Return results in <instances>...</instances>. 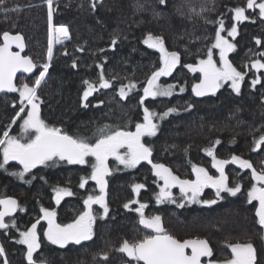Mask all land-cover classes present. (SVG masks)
I'll use <instances>...</instances> for the list:
<instances>
[{
	"label": "trees",
	"instance_id": "trees-1",
	"mask_svg": "<svg viewBox=\"0 0 264 264\" xmlns=\"http://www.w3.org/2000/svg\"><path fill=\"white\" fill-rule=\"evenodd\" d=\"M246 5L247 0H167L166 6L160 5L158 0H54L53 22L66 25L70 38L64 44L54 45L51 65L38 89L42 100L41 118L49 126L69 134L92 137L93 142V134L104 125L135 131L136 123L143 122V109L139 105L142 88L147 76L159 66V52L143 43L146 35L152 33L164 39L169 51L180 53L181 63L172 75L161 77L159 81L175 85L173 94L149 97L145 101V107L157 113L177 108L162 120L154 118L158 125L156 135L142 138L152 149L151 160L164 164L181 179H195L192 164L205 168L209 175L219 176L212 167V158L204 151L214 145L218 159L239 155L249 160L257 171L264 170V146L252 151L254 138L264 133V70L251 69V60H264L256 55L264 52V19L260 18L258 9H247ZM238 6L245 7L250 19L237 23L238 34L232 40L227 37V30L236 23L232 9ZM4 7L8 11H0V35L9 31L24 37L25 55L36 62L37 68L32 77H19L18 85H31L42 70L40 65L46 62L47 5L45 0H6ZM220 19L224 20L226 29L221 34L236 45L228 59L246 73L245 80L239 95L224 84L215 95L197 98L192 93V85L199 82L200 74L190 72L183 65L206 58L207 48L214 42L219 26L216 21ZM113 38L117 39L115 45H112ZM256 38L262 41L261 45L255 43ZM214 53V59L219 61L218 50ZM73 61L77 64L75 68ZM246 63L248 68L244 67ZM97 65L103 66L112 87L93 92L85 101L89 105L85 108L81 104L86 87L83 81L98 82L101 68ZM257 75L262 77L261 83L253 88L251 81ZM129 81L135 82L137 88L122 100L117 90ZM13 100L16 97H0V135L9 126L7 120L13 114L10 112ZM188 103L193 104L191 109H187ZM10 134L18 136L15 131ZM217 140L219 144H215ZM88 160L85 165H69L65 161H59L56 166L39 165L25 173L24 179L15 178L20 185L0 172V193H16L20 207L24 208L15 218L17 227L0 232V244L8 264H28L26 246L17 243L19 231L35 223L42 215V206L56 211L57 223L67 224L84 210L83 200L89 194H99L97 184L91 179L87 180L85 188L79 187L81 177L91 176L92 160ZM107 163L110 174L104 179L109 212L101 218L102 209L93 205L97 219L92 239L60 248L44 237L47 227L45 221L40 220L37 234L41 247L34 253L36 264L42 260L45 264H127L126 254L117 251L121 243L142 239L151 231L139 224L135 209L141 203L146 205L143 210L146 217L160 216L166 231L179 240L207 239L213 248L212 260L230 258L226 242H251L257 250L258 264H264V232L255 215L258 202L249 203L247 197L255 183L250 169L242 170L231 163L225 165L228 185L238 183L241 191L235 196L223 192L222 198L217 199L215 191L206 189L200 199H217L212 205L183 202L173 190V198L184 204L178 207L177 203L167 200L157 203L156 194L161 184L147 161L131 169L124 168L113 158ZM136 183L145 185L139 193L132 191L131 186ZM57 187L70 188L74 195L64 197L55 205L53 189ZM133 200L137 203L125 209L124 204ZM105 253L107 259H103ZM0 264H4L3 257Z\"/></svg>",
	"mask_w": 264,
	"mask_h": 264
},
{
	"label": "snow or ice",
	"instance_id": "snow-or-ice-1",
	"mask_svg": "<svg viewBox=\"0 0 264 264\" xmlns=\"http://www.w3.org/2000/svg\"><path fill=\"white\" fill-rule=\"evenodd\" d=\"M5 3L6 0H0V11H8L4 7ZM158 3L166 6L167 0H158ZM45 4L47 5L48 25L46 62L40 65L42 70L31 85L23 83L17 86L14 83L17 73H32L37 68L36 62L30 56L22 55L26 47L24 37L19 33L10 34L9 31H4L0 35V39L3 41L0 43V92H18L20 107L19 111L12 117L11 124H16L18 120L22 121L19 124L20 135L10 134L8 130L10 126H6V130L0 135V155H2L0 169H5L10 161H16L22 166V170L12 172L11 175L24 179L25 173L30 172L38 165L56 166L59 161H65L69 165H85L90 162L88 158L91 157L94 160L91 163V176L88 178L81 177L79 187L85 188L87 180L91 179L96 182L99 194H89L83 200L84 210L71 223L67 224L57 223L56 211L42 206L40 208L42 215L35 223H32L26 230L19 231L20 239L17 243L26 246L28 264H36L34 253L41 247L37 234V225L40 220L47 222V228L43 232L44 237L50 244L57 245L60 248H64L70 243L79 245L82 241L92 239L93 224L97 219V215L93 211V205H98L102 209L101 218L107 216L109 212L106 202L107 182L104 177L110 174L107 163L110 157L126 169L135 168L141 161H147L151 164L153 175L163 181V186L156 194L157 203L167 200L177 203L178 207H184V204L173 198L171 191L173 187L179 188L182 200L188 203L212 205L217 202V199L222 198L221 193L223 192L235 196L241 191V186L238 183L235 186L228 185L225 165L231 163L238 165L242 170L250 169L251 179L255 183L252 184L247 193L248 202L258 201L255 215L258 225L261 229H264V170L257 171L249 160L239 155H232L230 159H218L213 151V145L204 151L212 158V167L219 172V176L209 175L205 168L192 164L191 169L195 179H181L179 176L174 175L172 170L165 167L164 164L154 163L151 160L152 149L142 141V138L156 135L158 125L154 122V118L162 120L170 113L176 112L177 108L170 107L163 113H157L145 107V101L149 97L155 99L157 97H169L173 94L175 85H165L159 83V81L161 77L172 75L181 63L180 53L169 51L165 47L164 39L161 36L148 33L143 40L148 48L155 49L160 55L159 66L147 76L146 83L142 88L143 94L139 98V105L143 109V122L136 123L135 131L104 125L93 134V142L92 137L72 135L61 128L49 126L45 123L40 115L42 100L38 95V89L45 81L51 65L54 45L61 44L64 40L70 38L69 29L66 25H56L53 22L54 0H45ZM246 6L247 9H258L260 18L264 19V0H247ZM92 7L95 9V4ZM232 12V19L236 23H233L231 29L227 30V37L235 40L238 34L237 23L248 20L250 17L246 15L245 7H235ZM216 23L219 26L215 30L214 42L207 48L206 58L198 59L195 64L187 63L183 65L190 72L200 74L199 82L192 85V93L196 97H203L208 94L215 95L218 89L229 82L232 91L239 95L241 84L245 80L246 73L238 70L228 59V54L235 50L236 45L221 34L226 31L224 20H217ZM116 43L117 39L113 38L112 45ZM255 43L259 46L262 41L256 38ZM13 46L19 50L13 51ZM77 50L83 51L82 48ZM214 50H218L219 61L214 59ZM256 55L264 57V52H259ZM72 67H77L75 61H73ZM97 67L101 68L98 82L83 81L86 87L81 97L82 107L87 108L89 106L85 101L93 92L98 89L112 87V80L105 77L103 66L97 65ZM244 67L248 68L249 65L246 63ZM251 69L256 72L264 70V60H251ZM261 79L262 77L259 75L252 79V87L255 88L257 84H260ZM135 88H137V84L129 81L127 84H121L117 93L120 99L123 100ZM180 91L183 92L184 88L181 87ZM262 100H264V97H262ZM99 103L102 104L103 101ZM192 107V103L187 104V109ZM22 113L25 115L22 116ZM219 143V140L215 141V144ZM253 145L252 151L261 149L264 146V133L258 138H254ZM131 187L134 193H139L145 185L136 183ZM205 188L214 189L217 199L201 200L200 196ZM53 191V199L57 205L64 197L74 195L73 191L67 187H57ZM133 203H137V201L133 200L125 203L124 208L129 209L130 204ZM145 207L146 205L141 203L135 211L139 214V224L151 230L150 234H146L142 239L133 242L124 240L117 249V251L126 254L127 264H204L202 258H209L207 264H258L257 250L251 242H226V246L231 252L230 258L212 260L211 257L214 253L207 239L179 240L166 231L160 216L146 217L143 211ZM18 208L19 211H24L17 200L10 197L0 199V229L7 230L10 227H17L15 220L9 224L5 221V218L12 216ZM4 256L5 250L0 246V257ZM107 258L105 253L103 259ZM4 264H8L7 259L4 260ZM40 264H45V261L42 260Z\"/></svg>",
	"mask_w": 264,
	"mask_h": 264
},
{
	"label": "flooded vegetation",
	"instance_id": "flooded-vegetation-1",
	"mask_svg": "<svg viewBox=\"0 0 264 264\" xmlns=\"http://www.w3.org/2000/svg\"><path fill=\"white\" fill-rule=\"evenodd\" d=\"M18 81H19V80L17 79V82H16L17 86H19V85H18ZM7 95H8L9 98H10V97H11V98L16 97V100H13V102H11L12 107H11V111H10V112L13 113V114L11 115L10 119L7 120V121L9 122V126H10V127H8V130L10 131V133L15 131L18 135H20V127H19V124H20L22 121L18 120L16 124H11V119H12V117L15 115V113H16L17 111H19V107H20V104H19V94H18V92H15V93H13L12 95H11V94H7ZM21 115L23 116V115H25V114L22 113ZM5 130H6V129H5ZM0 158L2 159V155H0ZM5 169H6V170H5ZM5 169H0V172L5 173V174H6V177H9L10 179L12 178V179H14V180H15V178H16L17 176H13V175H11V173H12V172L19 171V169L22 170V168H19V167H17V166H14V165L11 164V163H8V165L5 166ZM33 170H34V169H31L30 172H32ZM15 183H17V184L20 185V181L18 180V178L15 180ZM7 197H10V198H13V199L17 200V202H18V204H19V206H20L21 203H20V200H19V196L16 195V193H9L8 191H6L5 194L0 193V199H2V198H7ZM18 213H20L19 208L17 209V214H16L15 216L7 217V219H5V221H6L7 223L10 224L13 220H15L16 216L18 215ZM1 231H7V230L0 229V232H1ZM207 260H208V259H206L205 262H207ZM206 264H207V263H206Z\"/></svg>",
	"mask_w": 264,
	"mask_h": 264
},
{
	"label": "water",
	"instance_id": "water-1",
	"mask_svg": "<svg viewBox=\"0 0 264 264\" xmlns=\"http://www.w3.org/2000/svg\"><path fill=\"white\" fill-rule=\"evenodd\" d=\"M65 41H67V40H64V42ZM3 42V41H2ZM1 42V43H2ZM13 51H18L19 49H16L15 48V46H13V49H12ZM25 52H26V47H25V50H24V52L22 53V55H25ZM34 72H35V69L33 70V72L32 73H17V77H19V76H27V77H32L33 76V74H34ZM14 83H16V79H15V81H14ZM43 84V83H42ZM13 93H15V92H13ZM13 93H9V92H0V96H2L3 94H13ZM9 163H11V164H13L14 166H18V167H20V168H22V166L18 163V162H16V161H10ZM36 168H38V166L36 167ZM36 168H33V169H36ZM61 203V202H60ZM54 204H56V202H55V200H54ZM57 205V204H56ZM17 214V211L12 215V216H15ZM12 216H9V217H12ZM5 219H7V217L5 218ZM211 247V246H210ZM212 248V247H211ZM189 252H190V250H188ZM229 253H230V255H231V252H230V249H229ZM203 259V261H204V264H205V260L206 259H209V258H202Z\"/></svg>",
	"mask_w": 264,
	"mask_h": 264
},
{
	"label": "rangeland",
	"instance_id": "rangeland-1",
	"mask_svg": "<svg viewBox=\"0 0 264 264\" xmlns=\"http://www.w3.org/2000/svg\"><path fill=\"white\" fill-rule=\"evenodd\" d=\"M61 44H64V41H63V43H61ZM57 45V44H56ZM225 84H228L229 86H230V82L229 83H225ZM89 158H91V157H89ZM111 158V157H110ZM91 160H92V162H94V160L91 158ZM142 162V161H141ZM158 179V178H157ZM159 180V179H158ZM95 182V181H94ZM96 183V182H95ZM159 183L161 184L160 185V187L161 186H163V181L162 180H159ZM259 186V185H258ZM160 187H159V191H160ZM206 189H210V190H212V191H215L214 189H212V188H205L204 190H206ZM173 190H176L177 191V193L179 194V196H181L182 197V194L180 193V190H179V188L178 187H173L172 189H171V191H172V195H174V193H173ZM203 190V191H204ZM159 191H158V193H159ZM183 202H186V203H188L187 201H184V200H182ZM258 202V201H257ZM191 204V203H190ZM56 205V204H55ZM258 207V206H257ZM45 223H46V227H47V222L45 221ZM263 232H264V229H263ZM82 242H84V241H82ZM0 246H1V244H0ZM5 260V256L3 257V261Z\"/></svg>",
	"mask_w": 264,
	"mask_h": 264
},
{
	"label": "bare ground",
	"instance_id": "bare-ground-1",
	"mask_svg": "<svg viewBox=\"0 0 264 264\" xmlns=\"http://www.w3.org/2000/svg\"><path fill=\"white\" fill-rule=\"evenodd\" d=\"M55 47V46H54ZM53 51H54V48H53ZM198 73V72H197ZM19 77H21V76H19ZM19 77H17L16 78V82H17V79L19 78ZM208 95H211V94H208ZM208 95H205V96H208ZM205 96H203V97H205ZM198 98V97H197ZM201 98V97H200ZM17 166V165H16ZM18 167V166H17ZM20 168V167H19ZM211 246V245H210ZM212 247V246H211ZM213 249V248H212ZM229 250V249H228Z\"/></svg>",
	"mask_w": 264,
	"mask_h": 264
}]
</instances>
